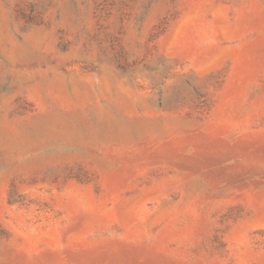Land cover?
Instances as JSON below:
<instances>
[{
    "label": "rangeland",
    "instance_id": "rangeland-1",
    "mask_svg": "<svg viewBox=\"0 0 264 264\" xmlns=\"http://www.w3.org/2000/svg\"><path fill=\"white\" fill-rule=\"evenodd\" d=\"M0 264H264V0H0Z\"/></svg>",
    "mask_w": 264,
    "mask_h": 264
}]
</instances>
